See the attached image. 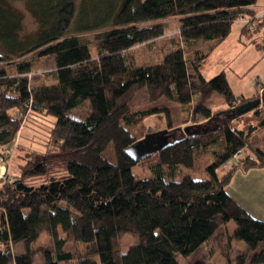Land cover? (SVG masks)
<instances>
[{
    "label": "trees",
    "instance_id": "16d2710c",
    "mask_svg": "<svg viewBox=\"0 0 264 264\" xmlns=\"http://www.w3.org/2000/svg\"><path fill=\"white\" fill-rule=\"evenodd\" d=\"M117 1L102 28L81 29L78 21L85 9L90 13L91 0H0V155L19 134L26 144L43 142L46 150L35 149L22 175L1 184L0 264H178L170 246L189 256L232 220L237 226L231 238L247 244L237 264H264V220L226 190L238 168L264 166V151L257 146L223 169L244 154L255 126L245 131L232 126L239 116L218 117V127L179 138L141 162L126 154L140 140L131 126L165 111L173 127V103L193 106L195 116L209 120L224 114L208 107L213 96H223L230 109L259 98L236 95L224 72L204 78L211 52L186 55L200 40L216 42L215 50L238 20L244 22L242 37L252 38L261 28L253 25L257 0ZM18 3L37 22L30 35L23 33L25 14ZM170 18L179 19L180 46L156 64L137 66L128 52L163 37L164 26L155 23ZM89 33L96 34L93 43ZM258 47L264 50V43ZM33 53L56 61L53 71L44 72L52 80L39 86L32 84L33 62L23 60ZM143 88L149 106L133 108L130 103ZM84 105L81 118L69 114ZM111 145L115 162L103 156ZM209 148L207 178H181ZM54 156L65 175L52 171ZM152 157L149 175L138 176L135 169ZM43 233L54 250L45 251L39 263L35 246ZM126 235L135 238L127 252ZM18 245L25 252L16 255Z\"/></svg>",
    "mask_w": 264,
    "mask_h": 264
},
{
    "label": "rangeland",
    "instance_id": "374dc122",
    "mask_svg": "<svg viewBox=\"0 0 264 264\" xmlns=\"http://www.w3.org/2000/svg\"><path fill=\"white\" fill-rule=\"evenodd\" d=\"M259 1V6L261 7V1L264 0ZM117 2V0H91L90 5L92 6L89 8L90 13H88L85 9V13L81 15L78 21L79 28L83 29L89 26H94L95 29L102 28L103 23L107 20V17H105L106 13L109 12V8ZM17 6L25 14L23 33L30 35L37 30V22L33 16L27 12L23 4L18 3ZM260 7L259 11L256 12V16L263 15L264 13V7ZM97 8L105 13L98 14V12L95 11ZM92 11L94 12L92 13ZM89 14L91 15L89 16ZM263 19L259 23L261 28L253 35L252 38H247L246 36L242 37L241 31L244 26V22L238 20L233 23L229 37L215 50L212 48L216 42L200 40L197 42L196 46L192 48V50L188 49L186 51V55L191 59L193 54H195V51H199L201 54H208L211 52L212 55L210 59H208V62L204 65L201 71L204 78L210 80L218 74L224 72L227 75L230 86L236 95L253 97L257 93L260 97L264 92V50L260 49L258 44L263 45L264 43ZM155 24L164 26L165 35L149 43L135 46L128 52V56L134 60L137 66L156 64L161 61L167 53L180 46V23L178 18H170ZM86 35V37L93 43L96 34L89 33ZM92 47L94 50V46ZM23 60L33 62V72L35 73L32 74L31 79L34 86L42 85L46 79H48V81L52 80L49 76L45 75L44 72H51L55 69L56 61L54 57L41 58L38 56V53H33L23 58ZM11 70L14 71V69ZM165 101L166 100H162V102ZM223 101H225L224 97L218 94L217 97L213 96L208 99L207 105L208 107H212L214 113L221 111L223 113V111H227L231 108ZM130 105L133 108H144L149 106L147 89H141L135 95ZM170 111L171 125L173 126L172 128H169L168 117L164 111L148 117L145 121L141 122L137 126H131L129 129L135 134L137 139H143L148 133L162 130H168L169 134H174L176 135V139H179L186 136L184 133L186 128H190L192 133L197 130V126H203V129L210 130L211 128L214 129L221 124L220 121H217L218 117L221 120L227 118L226 114H220L213 119L206 120L201 116H195L193 114V106L180 105L176 103H173V105L170 106ZM72 112L69 114L74 115L77 118H81V116H83L86 112V105L74 110L73 113ZM262 123H264V106H260L259 108L257 107L253 111L240 116L237 120H233V127L245 131H248L251 126H255L256 128L253 130L252 138L248 141L249 145H247V148L240 159L235 158V160L224 165L223 168L226 166L229 168L231 165L238 163L241 161L242 157L246 156L247 153H253L257 146L261 147L264 151V125L261 126ZM25 140L27 139H24L23 141ZM22 143L24 142L20 139L19 134V139L5 148L2 151L3 155H0V165L1 168L5 169V175L6 177L8 176L6 179L8 180L9 177L22 175V165H25L26 158L29 157L28 155L34 156L37 153L35 149L46 152L43 142H37L33 145L28 141L27 144L24 143L27 149L22 147ZM112 147L113 146L111 145L103 156L109 160L113 159L112 161H114L116 158L114 152L111 151ZM48 154L50 153H46L45 155ZM57 158L58 156H54L51 160L52 164H54V169L52 171L57 176H63L65 175V171H63V168L59 164V159ZM212 158L211 148L199 152V162L196 163V167L194 169H184L182 171L181 178L188 174L197 179L207 178V167L212 163ZM154 162H156V158L152 157L150 160H147L137 167L135 169V173L141 177L148 176L149 171L147 168ZM223 171L224 170H220L219 173L222 174ZM181 178L179 180H182ZM6 179H2L0 187L3 180ZM29 181L31 180L28 179V182ZM40 182L41 179L34 181L35 184H39ZM236 226L237 225L234 220L228 222L226 225H223L203 248L189 256H183L176 252L172 246H169L170 249L177 254L178 264H194L197 261H204L206 264H237L238 257L247 250V244L242 240L231 238ZM134 242L135 238L132 235H126L122 242L123 250L127 252L129 247L134 244ZM0 246L3 245L0 244ZM47 250H54V246L49 236L46 233H43L35 246L36 260L39 263L43 262V254ZM14 252L16 255L18 253H24L25 250L23 245L15 246Z\"/></svg>",
    "mask_w": 264,
    "mask_h": 264
},
{
    "label": "crops",
    "instance_id": "0c3cea01",
    "mask_svg": "<svg viewBox=\"0 0 264 264\" xmlns=\"http://www.w3.org/2000/svg\"><path fill=\"white\" fill-rule=\"evenodd\" d=\"M259 2L257 0L256 11H259ZM261 2V7H264V1ZM226 190L253 217L264 220V166L238 168L226 185Z\"/></svg>",
    "mask_w": 264,
    "mask_h": 264
},
{
    "label": "water",
    "instance_id": "95a60500",
    "mask_svg": "<svg viewBox=\"0 0 264 264\" xmlns=\"http://www.w3.org/2000/svg\"><path fill=\"white\" fill-rule=\"evenodd\" d=\"M260 106H264V92L259 98L248 101L243 105L232 108L223 113L227 115L228 119H231L236 116L240 117L247 114ZM207 131L208 130L203 129V126H197L195 132L192 133L190 128H186L184 133L186 137H195L202 133H207ZM176 140V135L169 134L168 130L148 133L143 139L138 140L134 145L130 146L126 150V154L130 156L134 162L138 163L172 146L176 143ZM2 179V168L0 165V182Z\"/></svg>",
    "mask_w": 264,
    "mask_h": 264
},
{
    "label": "built area",
    "instance_id": "2783aa9c",
    "mask_svg": "<svg viewBox=\"0 0 264 264\" xmlns=\"http://www.w3.org/2000/svg\"><path fill=\"white\" fill-rule=\"evenodd\" d=\"M263 18H264V13H263V15H257L256 18L254 19V24L253 25H258ZM255 20H256V22H255ZM5 174H6V171H2L3 179H6L8 177V176L6 177ZM6 180H8V179H6ZM8 181L12 182L13 181L12 177H9Z\"/></svg>",
    "mask_w": 264,
    "mask_h": 264
},
{
    "label": "bare ground",
    "instance_id": "6f19581e",
    "mask_svg": "<svg viewBox=\"0 0 264 264\" xmlns=\"http://www.w3.org/2000/svg\"><path fill=\"white\" fill-rule=\"evenodd\" d=\"M4 167V166H3ZM5 169L4 168H2V171H4Z\"/></svg>",
    "mask_w": 264,
    "mask_h": 264
}]
</instances>
